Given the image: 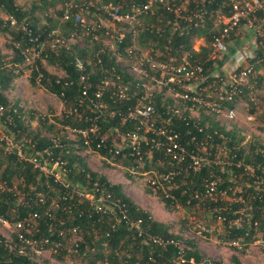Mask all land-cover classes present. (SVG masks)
<instances>
[{
  "label": "trees",
  "instance_id": "obj_1",
  "mask_svg": "<svg viewBox=\"0 0 264 264\" xmlns=\"http://www.w3.org/2000/svg\"><path fill=\"white\" fill-rule=\"evenodd\" d=\"M16 1L0 0V11L6 17H13L17 23V26L11 27L9 23L0 19V34L10 35L7 48L11 52V56L6 59L0 51V104L4 108L1 120L7 127L6 135L10 137L12 133L16 142L22 144L25 157L35 155L39 160L64 161L68 169V178L72 183L92 189L98 187L103 191V196L110 194L112 199L124 203L129 217L140 220L141 234L139 235L137 230L128 228L123 220H116L115 213H97L88 202H79V197L75 193L55 184L52 179L39 176L38 171L31 164L23 161L24 159L20 158L15 150H4L5 146L0 142V182L6 186L0 188L1 216L14 221L28 214H39V230L34 231V238L61 241V249L59 248L54 255L61 251L64 254L68 252L83 264H176L175 247L159 246L149 240V236L178 241L185 247L186 264H190L188 262L190 258L193 259L194 264H198L204 255L195 240H183L180 235L172 231L170 224L154 220L125 193V184L111 183L104 174H98L89 168L82 152L91 149L103 158L114 157L116 162L132 168L135 173L141 175L155 170L154 178L163 186L164 191L157 189L153 192L167 211L172 210L177 202L184 206L197 204L199 200L206 198L204 192L207 185L215 181L216 177H220V183H216L217 192L227 193L229 187H239L236 194L238 198L230 204L221 202L222 199L209 203V208L214 210V217L224 223L228 231L227 238L230 241H238L242 248L252 242L258 232L264 239V143H251L244 147L242 145L244 138L239 135V131L235 127L226 129L221 126L212 113L202 114L201 118H193L189 112V109H192L191 103L185 102L187 108L179 109L177 102L174 103L172 98L165 95V89L152 92L155 124L176 133L179 142L188 152L201 155L203 147L207 146L212 157L217 147L223 148L231 164H227L222 172L220 166L213 161H209L198 170L188 168L186 163L172 161L162 150L151 148L144 143L139 146V154L129 147L115 154L116 144L111 137L104 135L113 129L119 130L120 134L133 129L134 123L130 120L122 122V116L128 108H133L138 103L144 93L142 84H149L148 82L151 81L128 72L130 66L126 63H129L131 58L127 51L132 47V43L127 32L123 33L124 38L121 42L115 41L113 49L104 45L105 41L99 39L101 37L104 39L102 32L98 33V40L86 38L89 41H96L99 46L95 47V53L94 50L92 51V63L85 60L84 49L71 44L68 48L46 49L41 57L30 65L29 83L32 86L42 87L61 100L68 111L63 114L62 119L55 118V120L61 128L69 129L76 136L70 139L67 135L57 134L53 138H47L40 131L31 134L29 126L36 118L34 112L25 110L17 99L10 100L5 94L13 87V81L22 75L21 65L26 66L22 53L31 46L26 34L19 27L22 25L28 27L40 40L47 39V35L56 29L60 31L62 38H68L71 33L78 32L79 29L74 20L64 24L60 22L61 6L70 0H37L38 2L25 7H19ZM57 1L60 3L58 10L54 16H51L48 8ZM146 1L104 0L106 3L112 2L119 13L129 12L133 6ZM172 5L176 8L174 4ZM155 6L157 7L153 16H143L145 27L139 35L138 44L147 47L150 56L160 61H168L170 57L179 61L187 54L191 63L203 67L205 80L201 87L213 81L219 84L217 79L214 80L209 76L215 65L207 59L209 51L205 45H202L198 52L192 51L191 48L194 38L203 37L206 43L212 41V36L218 33L210 30L214 13L222 10L228 15L230 0L190 1L188 11L184 15H180L179 10L178 13H174L160 5ZM195 14H200L202 19L198 20ZM261 14L264 13H256V15ZM40 19H44L45 24L40 26ZM194 23L197 25L195 26ZM156 51L160 52L159 56H156ZM253 53L256 60L260 59L264 52L261 48L253 47ZM134 54L138 55V52L133 51L132 55ZM42 59L49 65L58 66L64 75L57 77L49 74L42 66ZM76 60L82 63V70L77 68ZM255 60L250 61L251 65H247L251 66L248 78H251L254 71ZM221 64L219 62V65ZM241 68L244 66L239 67ZM144 70L148 71L146 67ZM82 76L86 78V97L81 96ZM105 78L126 85L128 87L126 97L121 99L113 95V88L108 86L103 88L101 97L97 99L95 92ZM257 81L260 82L261 79L257 77ZM249 91H251L249 88L241 87L240 93L233 101L225 102L223 108H235L242 96L248 95ZM189 93L192 94L190 91ZM250 112H254L252 107ZM38 122L41 128L52 127V124H48V118H43L41 115L38 117ZM91 127H96L95 133L89 131ZM83 131L87 132L86 137L82 135ZM23 138L27 140L22 141ZM25 150L30 151L31 154L28 155ZM186 160H189L188 157ZM232 175L236 178L239 175L243 177L241 184L230 182ZM124 177L129 182L133 180L130 173L126 172ZM15 178L21 179L23 184L19 186V191L13 186ZM244 179L247 182L244 183ZM96 193L101 195V191ZM145 193L149 194L151 191L146 190ZM53 200L58 203V208L51 207ZM107 205L108 202L105 201V207ZM243 208H245L244 215L241 212ZM46 211L50 212V217L45 215ZM76 226L81 234L77 247L73 243L71 234V229ZM60 231L63 232L61 237ZM70 236L71 244L68 247L65 244ZM73 248L77 249L76 254L73 253ZM234 262L240 264L237 258H234ZM0 264L37 263L25 256L8 253L0 243ZM214 264L221 263L214 261Z\"/></svg>",
  "mask_w": 264,
  "mask_h": 264
},
{
  "label": "built area",
  "instance_id": "obj_2",
  "mask_svg": "<svg viewBox=\"0 0 264 264\" xmlns=\"http://www.w3.org/2000/svg\"><path fill=\"white\" fill-rule=\"evenodd\" d=\"M231 7L228 15L222 14L220 16V30L217 34L212 36L211 49L208 54V60L214 62V65L218 67V60L222 58L227 51L226 42L231 31H233L242 20H248L249 17L258 12L264 13V0H230ZM155 5H160L168 11L178 13V8H174L169 2L165 0H147L143 4L135 5L129 12L119 13L113 6L112 2H104V0H70L64 2L61 6L62 14L60 18L61 23H66L69 20H74L75 25L78 27V32H73L68 38H62L58 29L51 31L47 35V39L40 40L38 36H34L32 31L22 25L19 29L24 32L31 44V46L22 53L26 64L32 65L36 59H39L42 53L46 49L56 50L58 47H66L75 43L79 37L91 38L98 40V33L102 32L105 36V40L111 41L110 48H114L115 41H120L124 38L125 30L132 43V47L127 51L130 58L134 52H138V57L134 63H126L130 66L128 70L132 75L139 78H147L154 82V86L149 87L148 84H142L144 93L140 97L138 103L133 108H128L122 116V122L132 121L134 127L132 130L121 134V144L115 145V154H118L125 147H129L136 154H139V146L144 143L146 146L150 145L151 148L162 150L172 161L177 163H186L188 168L198 170L203 165L207 164V161L194 152H188L184 145L179 142V137L171 130L159 127L155 124L156 118L154 108L151 102L153 90L161 91L165 89L164 93L172 92L174 87H182L184 84H190L195 80H201L203 76V67L200 64H193L188 60V55L182 56L179 61L171 60L160 61L150 56V50L144 51L145 47H141L138 44V38L145 22L143 16H153L155 13ZM94 9L95 12L104 17L105 20L100 22H90L88 15ZM104 14L105 16H103ZM198 20L202 19L200 14H195ZM5 22L9 23L11 27L17 26L16 20L13 17H5ZM196 26L197 23H194ZM250 27V26H249ZM122 28V30H120ZM117 34V35H116ZM202 39H193L192 51L198 52L200 44L198 41ZM105 45L108 44L106 41ZM132 51V52H131ZM223 55V56H221ZM233 60L236 64V68L233 70L232 75L228 81L224 80V77L217 74L214 79L220 83L219 89L216 93L214 101H203L198 97L191 95L189 91L184 94H179L176 97L186 103H191L192 108L196 106L203 107L207 112L214 114L225 115L230 120L236 118V109L223 108L225 102H231L240 93L241 86L246 85L249 74L251 73V66H247L239 69L240 65L244 62L245 57L240 51L236 50L233 55ZM253 58V57H252ZM76 66L82 70V63L80 60H76ZM144 67L148 69L144 70ZM119 80V77L116 76ZM82 82L81 96H87L86 78L81 77ZM111 86L113 88L112 94L124 99L126 97L128 87L122 85L119 82L112 79L102 80L100 86L95 92V97L99 99L102 95L103 88ZM175 95V94H174ZM3 106L0 104V119L4 114ZM113 113V112H112ZM252 120V117H249ZM3 122V121H2ZM90 132L95 133L96 127H91ZM86 137L87 132H81ZM0 142L4 144L7 149L16 151V154L28 162L32 167L38 171L39 176H43L61 187L68 189L71 193H75L79 197V202H88L89 206L97 213H115L116 220H123L128 228L137 230L139 235L141 234L140 220H133L129 217L125 204L120 203L119 200L112 199L110 194H104L98 187L95 189L89 187H80L79 184H74L68 178V169L66 164L61 160H39L37 156L32 155L25 157L22 150V144H14L9 136L0 135ZM188 157L189 160H186ZM156 179L150 180L153 190H163ZM6 187L0 185V188ZM93 190V191H92ZM98 195L96 192H100ZM216 190V182L212 181L207 185L204 195L207 198L212 195ZM94 192V193H93ZM222 193V192H218ZM226 194V192H223ZM197 197V195L195 196ZM105 201L108 205L105 207ZM51 207L58 208L59 205L56 201H51ZM45 215L50 217V212L46 211ZM220 219V217H219ZM39 214L32 213L26 217L14 221H10L0 215V226L5 230V233H1L0 243L4 249L15 256H25L37 264H43L46 255L53 256L61 249L62 242L50 241L48 238L43 240H37L34 238V231H38L39 227ZM256 225V223H255ZM73 237V243L77 247V241L80 239V232L78 227L71 229ZM59 236H63V232H59ZM149 240L159 246L171 245L177 250V262L176 264H186L187 259L185 257V247L173 239H167L160 236H149ZM256 242L264 247V239L261 235L257 238ZM230 245L239 247L238 241H230ZM73 253H77V249L73 248ZM190 264H194L192 258L188 260ZM73 264H83L81 260H75ZM198 264H214L212 260L204 257Z\"/></svg>",
  "mask_w": 264,
  "mask_h": 264
},
{
  "label": "rangeland",
  "instance_id": "obj_3",
  "mask_svg": "<svg viewBox=\"0 0 264 264\" xmlns=\"http://www.w3.org/2000/svg\"><path fill=\"white\" fill-rule=\"evenodd\" d=\"M190 1L201 2L202 0H165L170 4H174L176 8L180 11V15H184L188 11V4ZM37 0H17L16 4L19 7H25ZM178 3V4H177ZM59 1L54 4L52 7L48 8L51 16H54L58 10ZM157 6H155L156 9ZM225 14L222 10L216 11L214 13L213 24H211V31L218 32L220 30V16ZM264 14L256 15L253 14L249 17L248 20H242L240 24L230 32L229 37L226 42L227 51L220 57L218 63L220 67L214 66L213 72L209 75L214 78L215 75L219 74L224 77L225 81H228L230 75H232L233 70L236 68V64L233 60V55L236 50L240 51L244 55L245 60L240 66H247L250 64V61L255 60V55L253 53V47L261 48L264 52ZM5 15L0 11V19L4 20ZM88 20L93 23H98L101 20H105L104 17L99 16L94 9H91ZM212 21V20H211ZM45 24L44 19H40L39 25ZM250 26V27H249ZM122 30V28H120ZM123 32H126L123 30ZM104 36V35H103ZM99 37V36H98ZM100 40L106 41L108 44L107 47L111 44V41L105 40L101 37ZM194 39H202L198 41L200 47L205 45L206 49L210 52L211 42L206 43V39L203 37H198ZM96 41H89L86 38L79 37L75 43L80 49L85 50V60L89 63H92L93 53L96 52L95 47H99ZM102 43V41H99ZM10 43L9 34H0V51L7 58L11 56L10 50L7 48V45ZM105 45V44H104ZM147 48V47H146ZM144 49L146 50L148 49ZM156 56L160 55L159 51H156ZM260 59H256L254 64V71L251 74V78L247 79L246 85L241 87L249 88L248 95L242 96L235 106L236 109V118L230 120L225 115L212 113L214 119L226 129L235 127L239 131V135L243 137L242 145L247 147L251 143H264V53H262ZM138 56L136 54L132 55L129 60L130 63H134ZM253 57V58H252ZM169 59L175 60L174 57ZM168 59V60H169ZM177 59V58H176ZM42 66L44 69L51 75L62 77L64 75L63 71L56 66L55 64L49 65L43 59L41 60ZM252 64V63H251ZM250 64V65H251ZM22 67V75L13 81V87L5 92L7 97L10 100L17 99L20 106L27 111H33L36 118L31 122L29 126V131L35 133L40 131L45 137L53 138L57 134L67 135L70 139H73L76 134L71 132L69 129L61 128L58 122L55 120L62 119V116L68 110L64 108L61 100L40 86H32L29 83V74H30V65L24 64ZM257 77L261 79L260 82L257 81ZM205 79L195 80L190 84H184L179 89L173 90L172 92H166V96L172 98L174 103L177 102V108L185 109L187 108L186 103L176 97L179 94L187 93L188 91L192 92L191 95L202 99L203 101H214L216 93L219 89L220 83L216 81L206 86H202V82ZM215 80V79H214ZM148 82V81H147ZM149 87L154 86L153 81L148 82ZM217 83V84H216ZM175 94V95H174ZM192 107V106H191ZM253 108L254 112H250V108ZM190 115L193 118H201L202 114L206 115L208 113L203 107L196 106L192 109H189ZM42 116L43 118H48V124H52L50 129L41 128L39 126L38 117ZM249 117H252V120H249ZM5 131L7 127L4 125L0 119V135L5 136ZM109 136L112 138V141L116 145L121 144V134L119 130L113 129L104 135V137ZM14 144L16 142L15 136L11 133L9 137ZM27 140L23 138L22 141ZM209 147L204 146L202 149V154L200 155L204 160L203 161H213L216 165L220 166L222 172L227 164L230 161L227 159L226 152L217 147L212 154L210 155ZM7 149L4 147V150ZM8 150H11L10 148ZM28 155L31 154L30 151L25 150ZM25 153V154H26ZM82 155L85 156V161L89 168L98 173L104 174L111 183H122L125 184V193L134 200V202L139 205L141 208L146 210L151 217L162 223H168L172 226V231L180 235L183 240H195L197 247L202 252L204 257L209 258L213 262H219L221 264H236L234 258H237L240 264H264V247L256 242L257 238L260 236V232L254 237V240L246 246L234 247L230 245V240L227 238L228 231L222 223L217 218L214 217V210L209 208V203H214L218 199H222L221 202L231 203L236 200V194L239 190V187H229L226 194L218 193L214 191L212 195L207 198H202L195 205L184 206L182 203L177 202L175 207L167 211L163 205L160 203L158 196L154 193L155 190L152 189L150 180L155 179L156 171L151 173H135L132 168H128L125 165L116 162L113 158H103L98 154L92 152L91 149L85 150L82 152ZM249 169V167H247ZM248 171V170H247ZM130 173L133 176L132 182H129L124 176L125 174ZM156 177V176H155ZM231 181L233 184H241L243 177L240 175L236 178L235 175L231 176ZM241 178V179H240ZM220 183V177H216L214 183ZM247 182L244 179V183ZM243 183V182H242ZM2 183L0 182V185ZM5 185V184H2ZM13 186H16L19 191V186L21 184V179L15 178L13 180ZM150 190L151 193L146 194L145 191ZM154 191V192H153ZM218 200V201H219ZM242 214L245 213V208L241 209ZM0 232L5 233V230L0 226ZM71 236L66 240L68 247L71 244ZM73 240V238H72ZM62 252V251H61ZM59 253L57 255H46L44 258L45 264H73L75 258L70 253ZM109 264V263H108Z\"/></svg>",
  "mask_w": 264,
  "mask_h": 264
}]
</instances>
